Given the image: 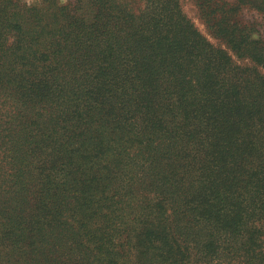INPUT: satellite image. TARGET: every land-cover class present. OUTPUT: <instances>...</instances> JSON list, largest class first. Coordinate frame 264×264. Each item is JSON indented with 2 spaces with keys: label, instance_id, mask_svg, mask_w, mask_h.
<instances>
[{
  "label": "trees",
  "instance_id": "trees-1",
  "mask_svg": "<svg viewBox=\"0 0 264 264\" xmlns=\"http://www.w3.org/2000/svg\"><path fill=\"white\" fill-rule=\"evenodd\" d=\"M139 1L0 0V264H264V0Z\"/></svg>",
  "mask_w": 264,
  "mask_h": 264
},
{
  "label": "rangeland",
  "instance_id": "rangeland-1",
  "mask_svg": "<svg viewBox=\"0 0 264 264\" xmlns=\"http://www.w3.org/2000/svg\"><path fill=\"white\" fill-rule=\"evenodd\" d=\"M24 1H27L28 3L32 2V3L42 6L41 5L42 2L45 3V1L47 0H24ZM57 1H59L60 3H66L68 1H73V0H57ZM126 1L130 5V7L133 8L134 10L135 8H138L140 6L139 0H126ZM180 1H181L182 8L184 12L186 13V15L192 20V22L199 29V31L203 35H205L208 41L211 42L213 45L225 48L223 41L220 40L218 37H216L211 31V28L207 24V20L209 19V17L208 18L205 17L201 9V6L209 0H180ZM219 1L220 2L227 1L231 3L234 0H219ZM237 19L247 24L248 26L252 27L254 29L253 33L255 35L259 34V36H262L264 38V14L263 13L250 8L248 5H242L237 15ZM233 60L235 61V63L243 65V66L250 65L248 59H239L235 55H233ZM258 69L261 71V73L264 74V67H258Z\"/></svg>",
  "mask_w": 264,
  "mask_h": 264
}]
</instances>
